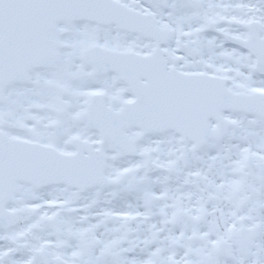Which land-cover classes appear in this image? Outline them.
<instances>
[{
	"label": "snow or ice",
	"instance_id": "snow-or-ice-1",
	"mask_svg": "<svg viewBox=\"0 0 264 264\" xmlns=\"http://www.w3.org/2000/svg\"><path fill=\"white\" fill-rule=\"evenodd\" d=\"M0 264H264V0H0Z\"/></svg>",
	"mask_w": 264,
	"mask_h": 264
}]
</instances>
